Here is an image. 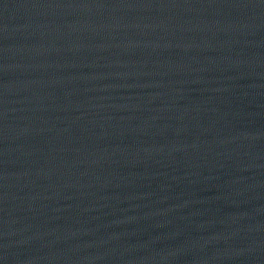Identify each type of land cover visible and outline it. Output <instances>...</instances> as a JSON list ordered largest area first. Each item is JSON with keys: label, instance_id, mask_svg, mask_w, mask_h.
<instances>
[{"label": "water", "instance_id": "1", "mask_svg": "<svg viewBox=\"0 0 264 264\" xmlns=\"http://www.w3.org/2000/svg\"><path fill=\"white\" fill-rule=\"evenodd\" d=\"M0 264H264V0H0Z\"/></svg>", "mask_w": 264, "mask_h": 264}]
</instances>
